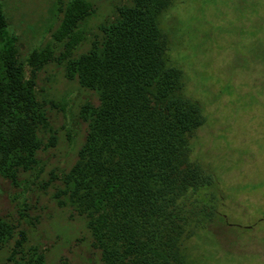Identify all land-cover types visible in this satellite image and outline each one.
Segmentation results:
<instances>
[{
    "label": "trees",
    "instance_id": "trees-1",
    "mask_svg": "<svg viewBox=\"0 0 264 264\" xmlns=\"http://www.w3.org/2000/svg\"><path fill=\"white\" fill-rule=\"evenodd\" d=\"M60 1L61 19L51 34L58 55L45 46L24 60L0 1V178L17 185L20 173L38 168V152L57 143L36 91L37 73L56 62L98 104L79 108L84 143L73 165L52 173L44 188L60 183L53 199L83 219L102 264H190L185 242L213 216L216 182L190 159L191 139L206 118L167 57L159 17L172 0L114 7L78 55L86 40L81 25L95 8L88 0ZM202 190L207 201L199 198ZM188 203L201 207L187 211ZM10 241L13 264H43L37 247L24 252L26 233L0 216V248Z\"/></svg>",
    "mask_w": 264,
    "mask_h": 264
},
{
    "label": "rangeland",
    "instance_id": "rangeland-1",
    "mask_svg": "<svg viewBox=\"0 0 264 264\" xmlns=\"http://www.w3.org/2000/svg\"><path fill=\"white\" fill-rule=\"evenodd\" d=\"M0 1L21 60L45 46L58 55L60 45L51 38L61 19L56 0ZM88 1L95 12L81 25L86 40L75 55L89 48L98 25L128 0ZM159 26L170 64L183 73L184 94L206 118L191 139L190 159L216 182L213 216L185 242L190 264H264V0H172ZM36 91L57 143L38 152V168L20 173L17 185L0 178V216L26 233L24 252L37 247L43 264H102L83 219L53 199L60 183L43 186L76 161L86 136L79 108L98 101L67 81L56 62L37 73ZM206 192L199 198L207 201ZM12 244L0 248V264H13Z\"/></svg>",
    "mask_w": 264,
    "mask_h": 264
}]
</instances>
